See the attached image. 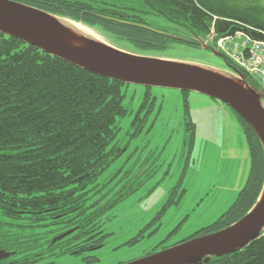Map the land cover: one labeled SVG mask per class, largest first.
I'll return each instance as SVG.
<instances>
[{
  "label": "trees",
  "instance_id": "1",
  "mask_svg": "<svg viewBox=\"0 0 264 264\" xmlns=\"http://www.w3.org/2000/svg\"><path fill=\"white\" fill-rule=\"evenodd\" d=\"M11 1L81 23L96 31L109 44L140 55L160 54L174 43L199 49L198 41L206 38L211 28L218 38L244 32L258 39L252 30L264 31V23L258 19L259 12L255 8L238 3L227 5L222 0H143L153 15L172 23L188 36L181 42L114 21L146 25L138 13L128 9L84 0ZM208 48L214 49L213 45ZM222 60L221 67L238 70L249 85L264 93L260 85L229 60L223 57ZM123 85L92 75L0 34L1 215L11 220L32 216L37 222L49 220L50 225H62L53 222L52 218L76 212L84 214L88 210L84 206L87 188L96 183L98 176L121 153L118 149L108 152L107 147L116 136V120L126 114L120 91ZM145 98L149 99L148 95ZM145 102L141 109H144ZM184 109V122L192 147L195 125L190 120L186 103ZM231 112L248 148L249 170L245 184L218 219L187 240L233 225L255 205L262 191V147L247 123ZM137 121L141 119L136 117L134 124ZM119 201H109L102 207L94 205L97 210L89 215L87 226ZM86 223H79L76 241L84 235L82 230L87 228ZM107 236L101 237L100 242ZM77 249L78 245H74L65 251L72 254ZM40 259L41 255H35L31 260L22 259L15 264H29ZM206 264H264V235L242 250L211 258Z\"/></svg>",
  "mask_w": 264,
  "mask_h": 264
},
{
  "label": "rangeland",
  "instance_id": "2",
  "mask_svg": "<svg viewBox=\"0 0 264 264\" xmlns=\"http://www.w3.org/2000/svg\"><path fill=\"white\" fill-rule=\"evenodd\" d=\"M84 1L132 10L151 29L188 37L172 23L153 15L143 0ZM222 2L251 6L264 23V0ZM234 41L241 43L242 38L235 37ZM200 49L174 43L159 55L206 65L223 64L221 58ZM120 91L126 114L116 120V136L107 151L118 149L121 153L98 176L96 183L87 188L85 198L87 213L97 210L91 204L101 195H105L104 202L120 199L87 227L89 231L95 229V236L97 233L108 236L96 250H89L92 246L89 244L87 249L78 246L79 251L71 254L65 249L82 240L83 236L78 241L75 239L79 231L52 244L71 226L50 225L49 220L37 222L32 216L11 220L0 214V246L5 252L17 253L10 261L31 260L41 255L35 264L130 263L190 238L213 223L234 202L245 180L234 185L228 182V177L235 180L237 174L244 173L241 164L244 156H248V148L229 108L206 96L177 90L123 85ZM185 103L195 125L192 147L184 122ZM136 117L141 121L134 124ZM247 167L249 170V161ZM134 240L137 241L131 243Z\"/></svg>",
  "mask_w": 264,
  "mask_h": 264
},
{
  "label": "water",
  "instance_id": "3",
  "mask_svg": "<svg viewBox=\"0 0 264 264\" xmlns=\"http://www.w3.org/2000/svg\"><path fill=\"white\" fill-rule=\"evenodd\" d=\"M58 19L79 24L96 37L102 38L96 31L81 23L15 1L0 0V34L113 82L196 93L220 102L247 123L259 140L264 154V93L249 85L238 70L223 68L221 65H206L198 61H181L159 54H135L115 47L107 41L108 45L71 34ZM114 21L169 40L184 41L181 37L151 29L147 25ZM69 43H75L77 46L68 45ZM202 44L201 49L208 55L222 59L217 50H211ZM211 69L225 71L230 75H223ZM77 230L78 228L70 229L57 237L52 244ZM262 235L264 184L255 205L233 225L213 234L186 239L187 241L126 264H206L211 258L229 256L242 250ZM14 254L0 249V261L9 259Z\"/></svg>",
  "mask_w": 264,
  "mask_h": 264
},
{
  "label": "built area",
  "instance_id": "4",
  "mask_svg": "<svg viewBox=\"0 0 264 264\" xmlns=\"http://www.w3.org/2000/svg\"><path fill=\"white\" fill-rule=\"evenodd\" d=\"M252 31L260 37L256 39L238 33L237 37L242 38L241 43L228 37L219 39L217 45L235 64L257 79L264 87V33Z\"/></svg>",
  "mask_w": 264,
  "mask_h": 264
},
{
  "label": "flooded vegetation",
  "instance_id": "5",
  "mask_svg": "<svg viewBox=\"0 0 264 264\" xmlns=\"http://www.w3.org/2000/svg\"><path fill=\"white\" fill-rule=\"evenodd\" d=\"M104 197H105V195H101L100 197H97L91 205L92 206L98 205V207L104 206L107 203V202L103 201ZM84 206H85V203H84ZM85 209H88V208H85ZM91 213H87V211L84 214L82 212H76V213H71L68 216H64V217H61V215H58L57 217H53L52 221L53 222H60L62 225H65V226L78 223V225L75 224L74 226H72L71 229L78 228V230H79V228H80L79 223H86L88 220V217H89V215H91ZM77 216H81V217H79L78 219L75 220V218ZM87 224L88 223H86L85 225L87 226ZM82 232H84L82 240L80 239V242L77 243L79 248L81 247V249H85V248L87 249V248H89L88 245L92 244V246L89 245L91 247L89 250H95L100 246V240L99 239L101 238V236L93 235V233L90 232L89 230H87V228L85 230H82ZM96 237H98L99 239H95ZM93 239H95V240L92 241ZM0 249L3 250L1 246H0ZM78 251H79V249H78ZM6 252L8 253L7 250H6ZM37 262L38 261L30 262L29 264H35ZM15 263H16V261L15 262L10 261V258L0 261V264H15Z\"/></svg>",
  "mask_w": 264,
  "mask_h": 264
},
{
  "label": "bare ground",
  "instance_id": "6",
  "mask_svg": "<svg viewBox=\"0 0 264 264\" xmlns=\"http://www.w3.org/2000/svg\"><path fill=\"white\" fill-rule=\"evenodd\" d=\"M59 22L64 26V28H66L71 34H75V35H80L83 36L87 39H90L92 41H100L94 34H92L89 30L83 28L82 26H80L79 24H74L71 21L68 20H63V19H58ZM68 45H76L77 44H73V43H69Z\"/></svg>",
  "mask_w": 264,
  "mask_h": 264
},
{
  "label": "crops",
  "instance_id": "7",
  "mask_svg": "<svg viewBox=\"0 0 264 264\" xmlns=\"http://www.w3.org/2000/svg\"><path fill=\"white\" fill-rule=\"evenodd\" d=\"M247 155V154H246ZM240 158H242V157H240ZM244 158H245V160L242 162V164H241V166H242V168H243V170H244V173H240V174H237V178L235 179V180H232L231 178H229L228 177V182L230 183V184H236L237 182H241L242 180H245L246 179V172H247V170H248V167H247V165H248V161H249V156H244ZM237 161H239V159L237 160ZM231 206V205H230ZM229 206V207H230ZM224 213V212H223ZM222 213V214H223ZM221 214V215H222ZM220 215V216H221ZM183 220H185V219H183ZM177 231V230H176ZM175 231V232H176Z\"/></svg>",
  "mask_w": 264,
  "mask_h": 264
}]
</instances>
